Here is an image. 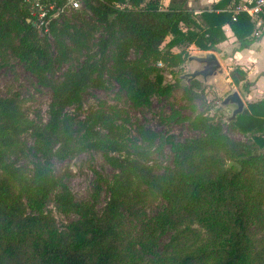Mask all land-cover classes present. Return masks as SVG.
Returning <instances> with one entry per match:
<instances>
[{
	"label": "trees",
	"instance_id": "16d2710c",
	"mask_svg": "<svg viewBox=\"0 0 264 264\" xmlns=\"http://www.w3.org/2000/svg\"><path fill=\"white\" fill-rule=\"evenodd\" d=\"M188 2L86 1L87 8L109 30L117 25L122 34L121 41H115L118 80L135 104H148L154 93H171L185 77L174 73L176 83H164L165 76L155 63H183L189 59L187 50L192 46L202 51L217 50V45L228 39L223 29L226 24L239 41L234 51L249 48L258 39L252 36L256 21L250 14L243 12L233 21L230 10L217 12L232 0H221L213 10L200 13L190 9ZM15 12L21 24L8 18ZM262 20L264 27V14ZM107 44L105 41L104 48ZM180 46L184 49L174 55V48ZM8 50L27 64L41 85L53 89V97L49 121L41 125L34 123L20 94L0 96V264H197L200 259L210 260L209 264H256L248 232L250 205L257 208L256 189L264 186V99L248 104L233 121L241 131L255 134V145L229 136L221 120L199 114L192 125L202 134L192 140L171 141L174 166L158 172L141 153H122L120 143L108 139L115 134L109 123H105L109 133L103 134L66 113L69 106L81 103L86 89L100 86L95 80L99 65L86 61L68 70L60 85L52 83L54 61L49 43L31 19L27 0H4L0 4V56ZM131 50L138 53L137 59L130 57ZM247 73L243 66L235 65L230 78L248 92L252 84ZM190 85L201 88L203 83L194 79ZM82 130H86L89 143L79 145L76 136ZM30 132L45 157L44 166L36 167L32 175L11 155ZM140 133L145 140L159 138L146 126ZM89 148L105 150L119 171L109 183V198L102 211L98 210L96 195L78 201L70 186L52 175L49 167L54 158H72ZM153 193L170 204L163 219L170 214L185 217L200 211L199 223L207 229L208 241L192 242L190 234L196 235V240L203 235L189 228L185 231L187 240H180L170 253L146 263L130 224L140 217ZM51 199L61 212L74 213L77 218L61 227L48 209Z\"/></svg>",
	"mask_w": 264,
	"mask_h": 264
},
{
	"label": "rangeland",
	"instance_id": "374dc122",
	"mask_svg": "<svg viewBox=\"0 0 264 264\" xmlns=\"http://www.w3.org/2000/svg\"><path fill=\"white\" fill-rule=\"evenodd\" d=\"M4 0H0V4ZM60 1V0H56ZM166 0H164V4ZM166 5V4H165ZM15 12L8 18L22 23L20 15ZM83 19L90 21L85 23ZM56 27L53 28V25ZM46 37L53 57V70L50 72L52 83L60 85L70 69H76L86 61L96 62L100 73L95 80L100 86L90 87L85 90L81 103L71 105L66 113L74 117L75 121H82L87 128H95L103 134L109 133L105 123L113 126L115 134L110 135V141L121 145V152L130 151L141 153L146 161L158 172L166 167L174 166V151L172 142L192 140L202 133L196 130L192 123L199 114L209 115L222 121L224 131L235 140L255 145L253 133L241 131L230 120L234 106H224V98L234 90H238L247 105L250 103L245 98V88L236 86L228 80L226 70L230 72V65L224 59L223 53L217 52L225 73L209 78L202 77L201 88L192 87L185 76L201 68L195 61L184 60L183 63L157 62L165 76L164 83L175 84L174 73L183 75L178 85L174 86L171 93H154L150 102L145 105L135 104L121 86L118 75L120 66L117 65L119 50L115 41H121L122 34L115 25L113 30L87 8L84 3L78 10H68L53 19L49 30H40ZM108 44L104 48V42ZM184 47L174 48L173 54L178 55ZM191 55H199L198 48H188ZM221 52V51H220ZM130 57L137 59L138 53L130 51ZM20 94L24 106L28 110L34 123L46 125L50 118V104L53 89L41 85L27 64L21 61L11 51H6L0 56V96ZM237 119V118H236ZM235 119V120H236ZM149 127L159 134L154 141L145 140L140 130ZM86 130L76 136L79 145L87 144ZM19 148L12 150V160L19 167H24L32 175L38 166H44L45 157L38 148L36 136L30 132L23 136ZM264 150V149H263ZM52 175L60 177L74 192L78 201L91 200L96 195L97 207L102 211L108 201L109 183L113 180L118 169L109 162L105 150L84 149L76 156L65 160L53 159L49 166ZM257 208L250 205L249 232L252 258L256 264H264V186L257 187ZM48 209L51 210L61 227H64L77 218L74 213L66 214L51 199ZM170 210L169 202L158 194H151L138 219L131 222L135 239L144 255L146 263L156 256H165L170 253L180 240L188 237L185 232L189 228L197 229L202 237L194 238L190 233L192 242L209 239L207 229L199 223L200 211L190 216L170 214L168 219H163ZM164 223V225H161ZM201 239V240H200ZM204 239V240H203ZM187 239H184V241ZM182 246V243H181ZM210 260L200 259L197 264H209Z\"/></svg>",
	"mask_w": 264,
	"mask_h": 264
},
{
	"label": "crops",
	"instance_id": "0c3cea01",
	"mask_svg": "<svg viewBox=\"0 0 264 264\" xmlns=\"http://www.w3.org/2000/svg\"><path fill=\"white\" fill-rule=\"evenodd\" d=\"M220 1L221 0H189L188 6L190 9L194 10L195 13H200L202 11L213 10V5L219 3ZM232 1L233 2L230 3L227 6V8L217 10V12L227 11V9L230 10L233 5L238 4L243 0H238V2H236V0H232ZM169 2L170 0H166L165 4L168 5ZM223 29L228 39L225 42L218 44L217 50H213V51L200 50L199 55L207 52H214L219 58L217 52L223 53L224 59L227 62H229V64H231L230 71L233 69L235 65L243 66L248 71L247 81H249L252 84L249 88V91L245 92V98L248 99L250 103L263 100L264 99V27L262 26V24L258 26L256 22V30L252 36L253 37L256 36L258 37V39L255 40L249 48H245L241 51H234L237 47H239V41L237 40L232 27L229 24H226ZM226 75L228 76V80L229 79L232 80L230 78V72H228L227 70H226ZM247 109H248V105L246 103V110Z\"/></svg>",
	"mask_w": 264,
	"mask_h": 264
},
{
	"label": "built area",
	"instance_id": "2783aa9c",
	"mask_svg": "<svg viewBox=\"0 0 264 264\" xmlns=\"http://www.w3.org/2000/svg\"><path fill=\"white\" fill-rule=\"evenodd\" d=\"M86 1L87 0H64L62 4H58L56 0H27L31 19L34 20L35 25H37L40 30L46 31L49 30L53 19L57 18L61 13L71 9L78 10L82 8ZM230 12L233 21H236L241 13L246 12L253 17L259 26L263 22L264 0H243L233 5Z\"/></svg>",
	"mask_w": 264,
	"mask_h": 264
},
{
	"label": "water",
	"instance_id": "95a60500",
	"mask_svg": "<svg viewBox=\"0 0 264 264\" xmlns=\"http://www.w3.org/2000/svg\"><path fill=\"white\" fill-rule=\"evenodd\" d=\"M189 61H195L201 64L200 69L185 75L189 82L200 77L207 81L209 78L225 73L220 59L214 52H207L200 55H191L189 57ZM222 104L227 107L234 106L232 116L230 117L231 121L235 120L246 110V103L244 102L238 90H234L233 92L229 93L224 98Z\"/></svg>",
	"mask_w": 264,
	"mask_h": 264
}]
</instances>
